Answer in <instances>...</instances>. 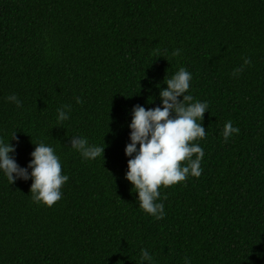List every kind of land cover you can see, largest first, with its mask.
Returning a JSON list of instances; mask_svg holds the SVG:
<instances>
[{"label": "trees", "instance_id": "1", "mask_svg": "<svg viewBox=\"0 0 264 264\" xmlns=\"http://www.w3.org/2000/svg\"><path fill=\"white\" fill-rule=\"evenodd\" d=\"M180 67L209 104L203 172L161 186L157 220L125 179L124 149L133 106H160ZM228 120L240 132L225 142ZM72 136L104 143L103 158H82ZM0 138L20 167L50 145L69 176L48 207L31 179L0 172V264H140L141 249L156 264H264V0H0Z\"/></svg>", "mask_w": 264, "mask_h": 264}, {"label": "clouds", "instance_id": "2", "mask_svg": "<svg viewBox=\"0 0 264 264\" xmlns=\"http://www.w3.org/2000/svg\"><path fill=\"white\" fill-rule=\"evenodd\" d=\"M180 54V49L171 53L173 57ZM251 64V59L244 57L243 63L233 69L232 77H238ZM192 78L189 71L180 67L167 80V87L159 91L160 106L146 110L144 106L134 105L131 109V122L128 124L130 142L124 149L125 156L130 157L125 179L135 189L139 208L157 220L166 215L164 203L158 202L162 199L159 190L161 186L182 183L189 176L199 178L203 172L201 162L205 153L196 141L207 137L202 120L204 113L208 112L209 104L195 100L189 93ZM5 99L17 108L23 107L16 94L8 95ZM75 101L77 104L84 103L79 96L75 97ZM70 112L71 105L58 108L57 122L69 120ZM239 132L240 129L228 120L223 126L222 136L227 142ZM9 141L0 138V172L8 184H13L17 179H31L33 202L51 207L61 200V189L69 176L62 174L61 160L55 149L44 142L34 144L30 162L26 167H20L12 155L15 146ZM105 147L104 143L102 146L90 144L83 136H72L70 140V148L86 160L103 158ZM140 264H156L148 249H141ZM184 264H191V259L185 257Z\"/></svg>", "mask_w": 264, "mask_h": 264}]
</instances>
